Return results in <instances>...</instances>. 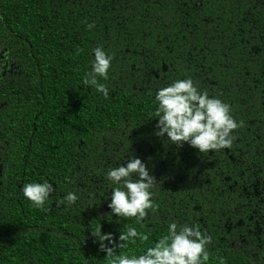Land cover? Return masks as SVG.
Wrapping results in <instances>:
<instances>
[{
  "label": "trees",
  "instance_id": "obj_1",
  "mask_svg": "<svg viewBox=\"0 0 264 264\" xmlns=\"http://www.w3.org/2000/svg\"><path fill=\"white\" fill-rule=\"evenodd\" d=\"M97 46L107 98L82 83ZM0 50V264H109L91 230L135 227L114 250L142 254L171 221L209 237L206 264H264V0H0ZM183 78L229 105L230 146L155 135V92ZM132 156L156 180L141 223L107 207ZM45 179L33 207L20 187Z\"/></svg>",
  "mask_w": 264,
  "mask_h": 264
},
{
  "label": "clouds",
  "instance_id": "obj_2",
  "mask_svg": "<svg viewBox=\"0 0 264 264\" xmlns=\"http://www.w3.org/2000/svg\"><path fill=\"white\" fill-rule=\"evenodd\" d=\"M91 51L90 69L82 83L107 98L108 88L101 80L107 79L112 54L106 52L103 46ZM154 103L155 117L158 118L156 136H166L169 143L177 146L187 142L200 153L231 145L232 130L238 127V123L230 115L229 105L198 90L191 78L176 79L158 88ZM104 176L110 182L107 205L110 213L117 219L135 218L136 223H141L146 216L145 210L153 206L150 189L156 181L145 164L132 156L124 163L108 168ZM53 191V185L46 179L26 182L20 187L22 196L36 208L42 207ZM77 199L76 193L68 191L57 203L67 206ZM91 234L98 241L99 249L109 258V264H206L208 261L205 245L209 237L195 225L178 226L175 221L168 222L166 234L154 246L144 249L142 254H116L114 250L126 247L134 239H147L135 227L127 226L119 232V242L112 247L104 243L113 244L111 233H102L101 228H97L91 230ZM220 264H223L222 258Z\"/></svg>",
  "mask_w": 264,
  "mask_h": 264
},
{
  "label": "flooded vegetation",
  "instance_id": "obj_3",
  "mask_svg": "<svg viewBox=\"0 0 264 264\" xmlns=\"http://www.w3.org/2000/svg\"><path fill=\"white\" fill-rule=\"evenodd\" d=\"M3 54H5V52H2V51L0 50V55H3Z\"/></svg>",
  "mask_w": 264,
  "mask_h": 264
}]
</instances>
